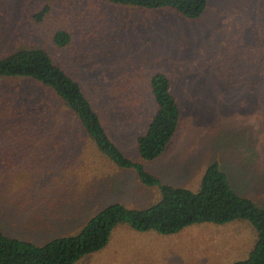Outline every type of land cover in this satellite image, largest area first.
I'll list each match as a JSON object with an SVG mask.
<instances>
[{
	"label": "rangeland",
	"instance_id": "rangeland-1",
	"mask_svg": "<svg viewBox=\"0 0 264 264\" xmlns=\"http://www.w3.org/2000/svg\"><path fill=\"white\" fill-rule=\"evenodd\" d=\"M44 3L0 0V56L22 47L47 51L81 85L118 147L136 161L135 139L155 110L149 80L164 74L180 121L164 154L144 163L145 169L162 184L193 192L205 169L218 163L234 191L264 209V66L256 62L264 58V0H209L194 21L167 9L75 0L53 5L38 22L34 16ZM59 30L71 35L63 49L53 44ZM90 166L93 181L50 188L68 201L55 204L71 209L56 214L83 217L94 202L145 208L160 199L158 188L143 186L133 172L98 157ZM25 185H15L20 200ZM51 193L38 196V204L43 196L51 201ZM11 214L4 231L35 243L47 238ZM61 231L62 225L49 232ZM254 242L245 221L195 225L171 236L120 226L106 248L79 264H230L247 258Z\"/></svg>",
	"mask_w": 264,
	"mask_h": 264
},
{
	"label": "trees",
	"instance_id": "trees-1",
	"mask_svg": "<svg viewBox=\"0 0 264 264\" xmlns=\"http://www.w3.org/2000/svg\"><path fill=\"white\" fill-rule=\"evenodd\" d=\"M70 1L75 0H45L35 20L42 21L53 5ZM94 1L143 11L167 9L189 21L199 19L209 2ZM260 33H264L263 28ZM70 43L66 30L53 36V44L59 49ZM256 62L264 66V58L258 57ZM149 91L155 110L135 139L140 159L136 161L118 147L81 85L47 51L22 47L0 56V219L8 218L0 225V264H79L106 248L120 226L171 236L195 225L224 226L238 221L251 226L255 242L247 258L230 264H264V209L238 195L218 163L205 169L198 190L193 192L162 184L145 169L144 163L164 154L180 121L178 102L164 74L151 76ZM96 157L119 170L133 172L145 187H157L159 201L145 208H128L118 202L99 207L100 203L94 202L83 217L56 214L70 206H57L55 203H67V198L64 193L52 194L50 188L93 181L90 165ZM16 184H26L20 188L22 200ZM44 191L52 194V200L43 196V203L38 204V196ZM11 212L17 213L21 225L25 223L23 227L40 231L47 238L35 243L4 231L2 227L12 220ZM60 225L63 231L50 235L49 231Z\"/></svg>",
	"mask_w": 264,
	"mask_h": 264
}]
</instances>
